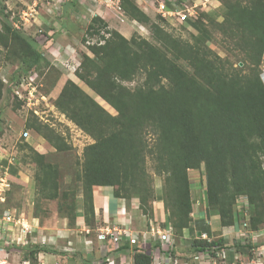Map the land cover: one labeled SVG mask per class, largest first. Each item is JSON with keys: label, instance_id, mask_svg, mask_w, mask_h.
<instances>
[{"label": "trees", "instance_id": "trees-1", "mask_svg": "<svg viewBox=\"0 0 264 264\" xmlns=\"http://www.w3.org/2000/svg\"><path fill=\"white\" fill-rule=\"evenodd\" d=\"M225 1L219 30L232 37L234 49L244 53L248 68L237 69L210 49L207 42L211 35L203 22H191L199 31L195 41L184 40L153 21L136 0H120L127 16L150 25L156 43L128 38L99 18V24H89L83 38L93 55L84 52L75 73L117 114L72 79L66 81L56 102L94 138L84 150L85 215H95L94 185H107L115 188L117 196L138 198L142 213L149 216L154 209L149 198L155 196L147 172L150 159L156 175L165 177V197L161 199L174 237L191 244V252L173 250L180 263L192 262L194 255L207 249L215 256L225 249V261L231 263L245 248L264 246V240L252 239L248 245L237 242L239 239L234 241L237 244H229L222 235H214L208 222L213 214L219 215L224 227L243 219L236 205L245 197L250 213L248 229L258 232L264 227V81L259 70L264 57V0ZM0 25V43L16 41L25 55L22 70L27 72L43 59L38 40L13 26L4 5ZM94 34L100 37L97 41L91 37ZM138 72L146 73L143 84L135 88L124 84ZM3 86L0 78V99ZM26 127L56 149H65L50 126L26 122ZM202 166L208 210L205 219L194 222L189 172ZM9 170L17 174L15 167ZM57 195L55 191L52 197ZM186 229L191 231L189 237ZM198 231L207 238L198 237ZM152 245L136 246L134 264H153L152 251L159 244ZM19 248L30 264H37L38 252L49 250L38 244Z\"/></svg>", "mask_w": 264, "mask_h": 264}, {"label": "rangeland", "instance_id": "rangeland-1", "mask_svg": "<svg viewBox=\"0 0 264 264\" xmlns=\"http://www.w3.org/2000/svg\"><path fill=\"white\" fill-rule=\"evenodd\" d=\"M147 1L155 9L152 20L160 22L173 36L193 42L199 31L191 22H203L211 35L207 42L211 50L228 59L237 69L249 67L244 61V53L234 49L230 39L232 37L219 30L218 22L223 20L225 0H197L199 5L196 7V15L186 21H181L176 16L164 17L154 1ZM3 5L13 26L38 40V49L43 59L26 72L22 70L25 69V55L19 48V43L16 41H10L8 45L0 43V78L4 82V92L0 99V220L6 212L13 214L14 211L23 212L28 217L36 215L41 221L56 214L67 217L70 226L74 227L77 212L82 209V202L83 206L85 204L84 150L88 144L94 142V138L71 120L56 102L66 81L72 79L111 113L117 114L115 108L98 96L75 73L80 69L83 53L93 55L83 40L88 35L89 24L93 22L99 24V18L104 20L108 18L109 21L106 22L112 28L111 24L115 25L112 18L122 11V8H119L121 4L119 0H0V14ZM124 19L128 20L125 17ZM132 24L134 26L131 27V32L121 22L118 26L128 34L126 35L128 38L134 37L137 40L146 38L156 43L149 24L143 23L142 26L135 22ZM91 37L96 41L100 38L96 34ZM130 46L137 47L136 44ZM182 64L187 67L185 63ZM259 70L264 81V57ZM146 77V73L138 72L132 79L124 81V84L135 88L143 84ZM163 83L168 84L165 79ZM26 122L30 125L41 123L50 126L59 135V142L65 149H56L40 133L27 128ZM37 138L44 143V147L36 146L34 141ZM11 167L18 171L16 177L9 175ZM147 172L152 178L150 185L155 196L149 198V203L152 204L154 201V209L149 211V216L144 222L143 219L140 220L139 226L147 231L158 225L167 228L171 226L169 218L163 221L165 217L160 215V220L159 217L157 219L160 211L168 215L164 208V200L161 199L162 196L165 197L163 189L165 177L156 175L150 159H147ZM189 175L193 182L192 215L195 222L197 219H205L208 210L204 195L206 189L204 167L202 166L200 170H191ZM55 185L58 190H55ZM55 191H58V195L52 197ZM244 198L238 199L237 209H240ZM248 216L250 217L249 210ZM103 222L102 217L96 219L94 214L85 215V224L88 228H95ZM208 222L213 224L214 235L223 234L229 243H233L238 237L239 241H236L239 243L244 242L243 244L248 245L251 241L250 231L239 223L226 228L212 215ZM229 229L233 231L231 235ZM262 232L263 230L257 233L259 236L255 240H264ZM186 240L175 236L173 248H176L178 253L191 252V244ZM255 252L256 250L250 247L245 248L239 258L241 261L247 260L255 256ZM104 258L80 254L78 260L86 264L87 261L88 264H102L106 262ZM20 261L12 256L7 264H28Z\"/></svg>", "mask_w": 264, "mask_h": 264}, {"label": "crops", "instance_id": "crops-1", "mask_svg": "<svg viewBox=\"0 0 264 264\" xmlns=\"http://www.w3.org/2000/svg\"><path fill=\"white\" fill-rule=\"evenodd\" d=\"M136 2L150 16H152L155 12L152 4L147 0H136ZM124 17L128 20H125ZM105 19H107L106 21H109L108 18ZM113 19L115 21V25H112L111 22H109L111 27H114L120 32L122 31V33H124V31L118 26L120 22L121 24L126 25L130 32L132 31L131 27L134 26V24H132L133 22L137 23L138 26H142L143 24L137 20L128 18L123 10L120 12V14H115L112 20ZM124 35L126 36L128 34L124 33ZM34 142L36 146L38 145L44 147V143L41 142L39 138H37ZM32 144L34 145V143ZM17 174L14 175L9 170V175L16 177ZM93 205L96 219L97 217H102L104 221L99 226H95V228H88L85 224L83 202L82 209L77 212V221L74 227L70 226L69 220L65 216L53 214L52 216L41 221L40 219L38 220L36 215L28 217L24 215L23 212H20V214L19 212L16 213V211H14L17 216H23V222L28 223L32 228L31 234H29L28 237L29 241L23 246L28 247L38 244L40 246L46 245L45 247L49 249L48 251H40L37 253V264H86L84 261L82 262L78 260L80 254H89L95 257H105L104 259L106 262H102V264H108V259L113 261L112 264H134L133 254L136 250V246H142L143 244H146L147 246L148 244H159L157 241V236H152L150 231L141 229L139 226V224L141 225L140 220L143 219L142 222H144L147 219V216L143 214L139 208L138 198H131L129 200L126 197L117 196L113 186L94 185ZM160 215H163V218L165 217L163 221L168 218V215H166L164 211H162V213L161 211L158 212L157 219L159 217V220ZM212 216H216V218L219 219L218 214H213ZM26 217L28 218L27 220ZM159 220L156 222L159 223ZM159 226L160 225L155 228L158 229ZM212 226L213 224L211 223V227ZM115 227L125 230L123 236H121L117 243H113L109 239L104 240L99 238V234L101 232L107 228ZM230 227L231 226H227L226 228ZM14 230L16 231L15 236H18L20 232L19 226L15 228L12 223H8L4 220L0 221V246H5V249L0 251V254L1 256H6L8 263L10 257L13 256L16 259H19V261L22 260L20 262L29 264L30 262L28 259H23V251H21L19 248V246H22L21 244L18 245L15 243L13 246L4 245V240L7 239V237L11 238L14 236ZM186 230L185 236L189 237L191 235V231L188 229ZM229 230V235H231L233 231L232 229ZM262 230V233L264 234V227ZM199 232L200 231H198L197 234H199ZM135 235H140L137 239L139 244L132 243L129 239ZM224 238H226V241H228L226 236ZM239 238L240 237L237 239ZM158 247H156L154 250L159 249Z\"/></svg>", "mask_w": 264, "mask_h": 264}, {"label": "built area", "instance_id": "built-area-1", "mask_svg": "<svg viewBox=\"0 0 264 264\" xmlns=\"http://www.w3.org/2000/svg\"><path fill=\"white\" fill-rule=\"evenodd\" d=\"M157 4L158 11L164 16H176L181 21H186L190 19L192 16L196 15V7L199 5L197 3V0H152ZM119 8L121 9V6L119 5ZM27 134V133H26ZM3 184V183H2ZM247 206L246 207H240V215L245 214L247 215ZM6 221L8 223H12L14 227L19 226V235L15 236L16 231L14 230V236L7 237L4 241V245L7 246H13L16 244L18 245H25L29 241L28 237L29 234H31V227L28 223L23 222L22 217L17 216L16 214H12L10 212H6L2 219L0 221ZM242 226L244 229L248 228V221L247 219L242 220ZM125 230L120 228H107L103 232L99 234V238L101 239H109L113 243H117L121 236H123ZM150 233L152 236H157L158 240L160 242L159 249L152 251L153 256V264H264V246L260 248H256V255L253 257L248 258L247 260L241 261L239 260V257L237 256L231 263H227L225 261L227 256V251L221 250L216 252V256L212 253L211 250L207 249L200 253H197L193 256L192 262L185 261L183 263H180L179 259L175 256L176 248H173L175 245V239L173 237V230L171 226H168L167 228H159L156 229L155 227H152L150 230ZM258 232L250 230V234L252 235L253 242H256L258 240H255L259 235ZM206 238L207 234H201V236ZM132 243H138L136 237H130L129 238ZM146 243V242H145ZM146 245V244H144ZM163 245H167L166 248H164ZM154 246V245H153ZM156 247H154L155 249ZM5 249V246H0V251ZM7 259L6 256H1L0 254V264H6ZM108 263H113V261L108 259Z\"/></svg>", "mask_w": 264, "mask_h": 264}, {"label": "clouds", "instance_id": "clouds-1", "mask_svg": "<svg viewBox=\"0 0 264 264\" xmlns=\"http://www.w3.org/2000/svg\"><path fill=\"white\" fill-rule=\"evenodd\" d=\"M120 1V0H119ZM122 10V9H121ZM107 34V33H106ZM27 135V134H26ZM245 199V198H244ZM245 204H244V203ZM248 204L245 202V200H242V204L240 205L241 207H246ZM247 209V212H248V207L246 208ZM240 209H238V211H239ZM240 212V211H239ZM241 214V213H240ZM243 215V219H247V221H248V218H249V216H248V213H247V215H245V214H242ZM243 219H239V220H237L236 221V223L235 224H241L242 225V220ZM232 226V225H231ZM161 226H159V228H160ZM172 227V226H171ZM161 228H164V227H161ZM248 229V228H247ZM172 230H173V228H172ZM249 230V229H248ZM250 231V230H249ZM253 231V230H252ZM201 232V231H200ZM259 232V231H258ZM201 234H203L202 232L200 233V235L198 234V236H201ZM204 234H206V233H204ZM173 235V237H174V234H172ZM208 236V235H207ZM250 237H252V235L250 236ZM203 238V237H202ZM207 238V237H206ZM174 239H175V237H174ZM252 239V238H251ZM253 240V239H252ZM159 242V241H158ZM155 246V245H154ZM158 246H160V242H159V245ZM157 246V247H158ZM7 259V258H6ZM8 262V261H7ZM107 262H108V260H107ZM7 264V263H6ZM109 264V263H108Z\"/></svg>", "mask_w": 264, "mask_h": 264}, {"label": "water", "instance_id": "water-1", "mask_svg": "<svg viewBox=\"0 0 264 264\" xmlns=\"http://www.w3.org/2000/svg\"><path fill=\"white\" fill-rule=\"evenodd\" d=\"M201 232H199V235H200Z\"/></svg>", "mask_w": 264, "mask_h": 264}]
</instances>
